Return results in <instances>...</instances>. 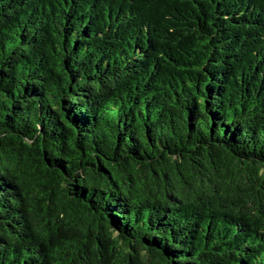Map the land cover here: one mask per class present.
Segmentation results:
<instances>
[{
    "label": "trees",
    "instance_id": "1",
    "mask_svg": "<svg viewBox=\"0 0 264 264\" xmlns=\"http://www.w3.org/2000/svg\"><path fill=\"white\" fill-rule=\"evenodd\" d=\"M0 264H264V0H0Z\"/></svg>",
    "mask_w": 264,
    "mask_h": 264
}]
</instances>
